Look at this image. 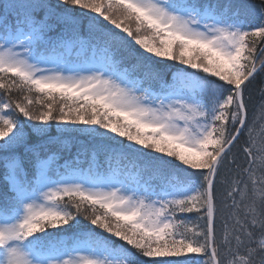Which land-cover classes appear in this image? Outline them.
<instances>
[{"label": "snow or ice", "instance_id": "obj_1", "mask_svg": "<svg viewBox=\"0 0 264 264\" xmlns=\"http://www.w3.org/2000/svg\"><path fill=\"white\" fill-rule=\"evenodd\" d=\"M0 264H264V0H0Z\"/></svg>", "mask_w": 264, "mask_h": 264}, {"label": "trees", "instance_id": "obj_2", "mask_svg": "<svg viewBox=\"0 0 264 264\" xmlns=\"http://www.w3.org/2000/svg\"><path fill=\"white\" fill-rule=\"evenodd\" d=\"M56 235L63 237L69 244L71 243V238H72V231L71 230L67 233H56Z\"/></svg>", "mask_w": 264, "mask_h": 264}]
</instances>
